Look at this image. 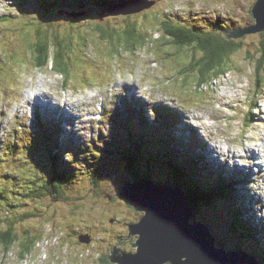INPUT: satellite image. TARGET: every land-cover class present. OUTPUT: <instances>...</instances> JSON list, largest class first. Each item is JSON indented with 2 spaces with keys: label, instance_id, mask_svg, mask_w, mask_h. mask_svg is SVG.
Segmentation results:
<instances>
[{
  "label": "rangeland",
  "instance_id": "rangeland-1",
  "mask_svg": "<svg viewBox=\"0 0 264 264\" xmlns=\"http://www.w3.org/2000/svg\"><path fill=\"white\" fill-rule=\"evenodd\" d=\"M126 1L101 10L95 0H0V17H11L7 24L0 23V188H5L10 197L0 200V213L1 209L10 211L11 202L20 201L23 193L19 192L27 186L26 172L39 169V164L47 160V152L58 154L69 169L63 195L24 198L13 205L14 231L19 236L31 232L40 240L23 258L18 257L17 244L10 249L0 244V264H100L99 257L110 253L126 236L125 225L142 215L119 195L125 182L135 180L124 166L123 147L128 145V126L136 134L144 131L149 143L156 141L158 131L139 120L141 109L147 122L154 124L159 118L152 112L155 105L169 106L181 114L173 135L190 143L197 154H207L210 171L237 179L232 190L235 198L229 200L244 206L243 217L260 233L251 240L230 233L228 217L211 204L202 208L196 221L202 220L210 227L216 246L222 243L227 249L238 247L248 253L256 246L264 250V88L256 98L252 59L261 35L258 32L241 37L242 49L231 57L232 67L209 79L199 90L194 76L184 83L173 81V61L170 67L153 55L154 46L168 41L160 37V25L153 14H175L179 22L196 24L204 30L219 25L229 30L252 22L250 8L255 0ZM149 1L153 2L149 8L116 13ZM80 2L87 10L74 15L80 12ZM128 21H134L139 32L154 40L153 44L147 51L140 48L130 56L122 53L117 59L111 58L108 46L95 39L91 27L99 22L122 29ZM36 27L52 28L55 35L69 40L66 49L74 66L71 76L75 78L68 85L62 84L63 77L52 69L51 62L37 68L25 56L29 54L27 41H38ZM86 34L91 38L87 42ZM162 48L170 53L166 45ZM180 51L174 60L177 66L201 55L195 49ZM12 53L14 57H10ZM76 72H85L87 80ZM129 98L140 100L142 107ZM251 102V125L245 127L244 114L250 111ZM120 141L125 142L123 147ZM45 146L49 149L44 151ZM143 162L138 173L168 184L164 173L150 171L151 167ZM2 226L3 222L0 230ZM83 232L92 235L89 243L79 241ZM134 240H125L119 249ZM258 255L261 259L257 260L264 264V256Z\"/></svg>",
  "mask_w": 264,
  "mask_h": 264
},
{
  "label": "trees",
  "instance_id": "trees-1",
  "mask_svg": "<svg viewBox=\"0 0 264 264\" xmlns=\"http://www.w3.org/2000/svg\"><path fill=\"white\" fill-rule=\"evenodd\" d=\"M92 1L94 2V0ZM118 1L123 0H95L94 4L95 6H98V8L101 7L102 10ZM78 4L79 11L84 13L85 10H87L86 6H84L82 2ZM80 12L76 11V13ZM153 16H156L155 23L158 22L160 25V37L162 39H168L167 43H160L153 47L155 51V54L153 55H158V57L161 58V61L167 63L170 67L172 63L175 64L172 65V67L175 66L173 81L178 83H184L190 79L189 77L194 76V83L196 84V88L199 90L203 84L208 83L209 79L226 73L229 67H232L231 57L240 52L242 49L241 38H229L226 33L221 32L222 30L227 29L226 26L219 25L213 29L204 30L199 28L196 24L188 25L179 22L175 14H173V16H169L167 14L166 16L161 17L159 14H153ZM4 19L10 20V16H4L3 20ZM93 27L90 29L95 32V39L108 46V55L111 56V58H116V56H120L122 53L130 56L140 48L147 51V47L151 46L154 41L153 39L147 37L145 32H139V27L134 23V21H128L122 29L116 26L106 27L104 24H100L99 22ZM35 33L37 34L38 41L34 44L27 41L29 54L26 53L25 56L38 65L37 68H42L51 62L52 69L61 74L64 81L66 80L65 82L62 81V84L68 85L69 81L75 78L74 75L71 76V69L74 66L72 64L71 55L68 54L66 49V47L69 46V40L66 39V37L61 38L60 36L55 35L52 28L44 29L36 27ZM259 34L261 35V40L256 53L257 55L254 53L252 54V59H255L253 67L256 73L254 79L256 82L253 86L256 90V98L264 88V79L262 78L264 70V31L259 32ZM84 38L86 39V42L91 40L88 35L84 36ZM92 39H94L93 36ZM165 45L170 49L168 50L166 48L170 51V53H165L163 50L162 46ZM183 49L198 50L201 53L199 56L200 58L197 59L196 57H189L190 60L177 66L179 63H175L174 60L179 57L178 54L181 52L180 50ZM13 55L14 53H12L10 57H14ZM170 61L173 62L171 63ZM24 62L26 61H21V63ZM79 73L80 72H76L79 77L87 80L88 75L85 72L80 73V75ZM183 75L184 77L182 79ZM164 86L165 83L162 84V88H164ZM259 87L262 88L259 89ZM254 101L256 103L257 99ZM252 105H254V102H251V105L249 104L250 111L244 114L243 126L245 127L251 125L250 117ZM138 106L141 107V104H138ZM153 112L159 116L158 119H155L154 124L147 122L142 110L140 111L139 120L154 127L155 130L158 131V138L156 141L149 143L145 140L146 134L144 131L136 134L132 132L131 126H128V145L123 147L125 142L121 143L120 141V144H122V147L124 148V166L130 172L132 178H149L148 174L138 173L137 168L144 161L143 164L151 167V169H149L150 171L153 169L164 173L163 175L167 179L166 183L179 186L185 191L188 203L194 210L193 217L195 220H198L197 215L202 208L207 204H211L219 207L228 217L230 222L228 229L230 233H236L237 237H244L247 238V240L255 238L254 234L256 233L257 235V232L260 233V229L256 228L253 225V222H250L247 218L243 217L245 212L244 206L240 203L239 204L241 206L237 203H231V200L233 201L235 198V195H233L232 192L235 180L232 177H220L219 174L216 175L218 172L215 173L213 170L210 171L208 168L210 165L206 163V157L204 155L197 154L194 149L190 148V143L173 135L172 132L174 125L181 122L180 113L178 111L170 108L169 106L155 105ZM160 114H163L164 117L160 116ZM169 125L171 126L170 132L168 129ZM161 134H164V136H171L165 140ZM44 137L46 136L44 135ZM185 146L187 148H185ZM48 147L49 146H47V148ZM45 148L46 146L44 147V151ZM51 152L53 153V151L47 152V158H45L47 160L46 162L39 164L41 166L39 169H36L35 171L29 170L26 172L28 179L27 186L29 188L26 186V188H23L19 192V194L23 193V197H20V201L11 202L9 204L11 208L10 211H4V209H1L3 215L0 213V224L3 222L5 226H2V229L0 230V244L5 249H10L14 244H17L18 257L20 258H23L32 252L33 247L40 240V236L32 234L31 232L30 234L27 232L21 233V236H19L14 231V223L11 214L14 213L13 205L21 203L24 198L26 200L34 198L37 199L47 194L59 197L64 193V182L68 181V166L63 159L59 158L58 154H52ZM201 172H204L206 176H208H204ZM95 182H97V180H95ZM158 183L163 182L158 181ZM5 198L10 199L5 188L2 190L0 188V200ZM229 198L231 200H229ZM24 215H26V213L22 214L23 217ZM199 221L202 222V220ZM219 246L227 249L222 243L218 244V247ZM229 249L236 250L240 248L230 247L228 250ZM256 249H258L257 246L251 252L253 256H256L259 259L260 255H258V252L261 254V257L264 256V250L258 249L256 252ZM99 263L116 264L109 261L108 254L106 253L99 257Z\"/></svg>",
  "mask_w": 264,
  "mask_h": 264
},
{
  "label": "water",
  "instance_id": "water-1",
  "mask_svg": "<svg viewBox=\"0 0 264 264\" xmlns=\"http://www.w3.org/2000/svg\"><path fill=\"white\" fill-rule=\"evenodd\" d=\"M152 3L142 2L135 8L118 10L116 13L137 12L149 8ZM108 12L112 13L113 10ZM250 12L252 23L226 30L227 37L237 39L264 31V0H255ZM119 195L142 215L127 226V235L111 248L108 259L112 263L260 264L256 256L244 250L215 246V237L208 226L200 221H190L194 210L188 203L185 191L179 186L139 177L124 183ZM131 237H135L131 244L134 250L119 251V246ZM78 239L82 243H89L91 236L82 233Z\"/></svg>",
  "mask_w": 264,
  "mask_h": 264
},
{
  "label": "flooded vegetation",
  "instance_id": "flooded-vegetation-1",
  "mask_svg": "<svg viewBox=\"0 0 264 264\" xmlns=\"http://www.w3.org/2000/svg\"><path fill=\"white\" fill-rule=\"evenodd\" d=\"M131 223V222H130ZM130 223H127L125 226L127 228V226L130 224ZM127 235V234H126ZM92 236V235H91ZM91 240H92V237H91ZM132 242H126L125 243V248L124 249H119L120 251H124V252H129V251H133V247L131 246Z\"/></svg>",
  "mask_w": 264,
  "mask_h": 264
},
{
  "label": "bare ground",
  "instance_id": "bare-ground-1",
  "mask_svg": "<svg viewBox=\"0 0 264 264\" xmlns=\"http://www.w3.org/2000/svg\"><path fill=\"white\" fill-rule=\"evenodd\" d=\"M63 74H64V73H63ZM64 77H65V75H64ZM64 79H65V78H64ZM63 81H64V80H63ZM65 81H66V80H65ZM65 81H64V82H65ZM62 83H63V82H62ZM10 125H12V124H10ZM15 126H16V125H15ZM5 128H6V125H5ZM8 128H9V127H8ZM8 133H9V132H8ZM6 134H7V133H6ZM18 142H19V141H18ZM15 143H16V142H15ZM17 146H18V145H17ZM22 146H23V145H21V147H22ZM22 148H23V147H22ZM17 149H18V148H17ZM17 149H16V150H17ZM17 151H18V150H17ZM15 154H16V153H15ZM19 157L21 158L22 156L19 155ZM20 158H19V159H20ZM5 183H6V182H5ZM163 184H164V183H163ZM168 185H170V184H168ZM1 190H2V189H1ZM81 243H82V242H81ZM214 245H215V243H214ZM215 246H216V245H215ZM217 247H218V246H217ZM219 247H220V246H219ZM223 248H224V247H223ZM3 251H5V250H3ZM7 251H8V250H7Z\"/></svg>",
  "mask_w": 264,
  "mask_h": 264
}]
</instances>
